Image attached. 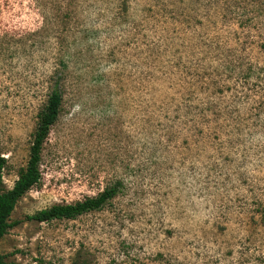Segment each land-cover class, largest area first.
Wrapping results in <instances>:
<instances>
[{"label": "rangeland", "instance_id": "obj_1", "mask_svg": "<svg viewBox=\"0 0 264 264\" xmlns=\"http://www.w3.org/2000/svg\"><path fill=\"white\" fill-rule=\"evenodd\" d=\"M196 70L214 82L217 140L177 119L188 91L168 78ZM55 81L61 114L0 240L7 262L264 264V0H0L7 190ZM119 183L100 211L28 220Z\"/></svg>", "mask_w": 264, "mask_h": 264}, {"label": "trees", "instance_id": "obj_2", "mask_svg": "<svg viewBox=\"0 0 264 264\" xmlns=\"http://www.w3.org/2000/svg\"><path fill=\"white\" fill-rule=\"evenodd\" d=\"M170 75V73H169ZM171 89L178 86L186 89L188 94L175 99V112L177 119L182 121L186 133L190 140L208 142L218 139L214 126L216 113L213 109L214 82H208L203 77L201 70H196L194 74H189L181 85L174 78H168ZM140 83V82H139ZM143 85V82H141ZM142 87V86H141ZM63 95L59 81H55L52 92L49 94L44 107L38 115V124L34 139L30 149V158L27 167L19 174L11 190H7L3 183V172L7 167V160L0 155V240L6 236L10 230L19 225V222H12L11 217L19 201L37 186L42 178L40 165L42 162V151L47 141L52 127L57 122L62 110ZM180 112L184 115H180ZM208 144V143H207ZM121 184H115L106 188L96 197L86 198L73 204H57L48 209L41 210L28 217L29 221L39 224L51 223L53 221L76 220L79 217L102 210L107 203L120 194ZM0 264H16L7 262L0 255Z\"/></svg>", "mask_w": 264, "mask_h": 264}]
</instances>
